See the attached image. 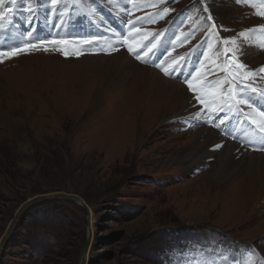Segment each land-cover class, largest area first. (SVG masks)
<instances>
[{
	"label": "rangeland",
	"instance_id": "obj_1",
	"mask_svg": "<svg viewBox=\"0 0 264 264\" xmlns=\"http://www.w3.org/2000/svg\"><path fill=\"white\" fill-rule=\"evenodd\" d=\"M213 2L231 8L225 21L214 13L223 24L252 22L240 19L241 8ZM41 7L52 12L49 2ZM256 28L246 27L249 39ZM55 56L0 65L6 81L14 76L11 89L0 88V243L37 196L76 195L88 213L69 201L35 206L0 264H80L89 230L84 264H264V191L237 193L177 159L187 144H203V129L179 133L177 118L163 122L146 104L113 112L115 102L133 100L95 83L103 68Z\"/></svg>",
	"mask_w": 264,
	"mask_h": 264
},
{
	"label": "bare ground",
	"instance_id": "obj_2",
	"mask_svg": "<svg viewBox=\"0 0 264 264\" xmlns=\"http://www.w3.org/2000/svg\"><path fill=\"white\" fill-rule=\"evenodd\" d=\"M209 2L211 4L209 3V6H206L207 10H210L212 13H217L222 21L224 20L223 18H230L229 15L223 14L224 12L229 13L231 11V8L227 4L214 3L213 0ZM50 10L53 12L54 8L51 6ZM235 18L232 17L231 19L234 20ZM250 25H253V23L243 21L238 27L246 28ZM59 28L62 27L59 26ZM62 29L66 30L64 28ZM227 33L236 40L241 37L240 34L234 32L227 31ZM228 45L231 51L238 49L240 46H244L247 54L241 58L250 64L252 68H259L260 65H264L263 38L255 37L252 47L246 45V40L241 45L233 42ZM80 60L82 62L74 64V66L93 65L103 68L94 79L97 85L102 83L107 88L112 86V95L133 100L130 104L125 102L121 106L120 102H115L113 106L117 108L112 107L111 111L133 112L137 109L141 110L143 105L146 104L150 110H155L159 116L163 115V122L167 119L185 118L189 115V113H182L192 105L191 96L182 84L178 81L165 79L154 69L140 66L127 56L125 52H119L111 57L85 56ZM42 63L50 68V65H54L51 64L53 61L44 60ZM64 65L59 63L58 66ZM3 66H6V63ZM13 70L14 68H11L7 73L11 72L13 74L16 72ZM2 74H0V88L6 87L11 89L14 76H9L6 81L4 79L6 72ZM174 106H176L177 110L169 114V111ZM203 134L204 141L203 144L201 143V146L191 148L187 144L184 150H178L179 154L177 159H184L185 162L183 163L192 171L199 169L206 170L207 174L203 178L208 175L216 183L227 181L232 189L238 190L237 193L241 192L244 194V191H247V193H258V189L259 192L264 191V153H251L248 151L246 145L239 146L233 142L224 140L217 132L209 128H204ZM223 141H225V145L220 151L218 148L213 149L214 145ZM261 146L262 144L259 143L257 149L261 148Z\"/></svg>",
	"mask_w": 264,
	"mask_h": 264
},
{
	"label": "snow or ice",
	"instance_id": "obj_3",
	"mask_svg": "<svg viewBox=\"0 0 264 264\" xmlns=\"http://www.w3.org/2000/svg\"><path fill=\"white\" fill-rule=\"evenodd\" d=\"M241 0H237V3H240ZM261 7H264L262 5ZM11 11V9H9ZM204 11H207V8L205 7ZM260 15L264 16V12L259 13ZM0 19H3V14L0 13ZM208 20H213V24L210 26V28L214 29L215 23L214 18L209 14L207 17ZM222 27V26H221ZM261 27H264V24L261 25ZM250 31V30H249ZM46 43H64V41H44ZM224 44L229 43V38L223 39ZM235 43V41H233ZM29 47H35V45H26L25 47L21 48L19 46H14L10 49L6 50H0V62H2V58L5 57H12L19 55L22 51H27ZM128 51L131 53L133 52V47L131 44L128 45ZM247 53L244 50V46H240L238 49L230 52H226L225 54V64L223 66V70L226 71L229 76L231 77V80L229 81L230 84H235L237 81L241 82V87L238 90L237 95H233L232 89L229 88L227 99L224 101V105H221V110H224V106L226 105L228 110L231 111L233 108H236L239 104H246L247 107L252 109V112L243 113L247 118L251 120V123L255 125L261 133H264V109H261L258 113L256 112V109L252 103L251 100L247 99V89L249 87L248 84L243 83V81L249 80L250 78H260L264 79V65H260L259 68H252L250 65L241 57L245 56ZM67 55V53H65ZM79 55V54H78ZM137 58H139V55L137 54ZM168 74L167 72L165 73ZM187 87L190 91H193L194 93V100L200 104H205L207 101L202 95H197L196 88L191 82V79H188L187 81ZM217 83H220V81H217ZM257 89L255 87H252V92H256ZM237 111H240L239 108H236ZM259 116V119H256V115ZM220 123H224L223 120L220 121ZM219 127V125H216ZM227 134V132L225 133ZM261 139H264V137H261ZM222 144H217L213 146V149L222 147ZM253 150H264V145L261 146L260 149H253Z\"/></svg>",
	"mask_w": 264,
	"mask_h": 264
},
{
	"label": "water",
	"instance_id": "obj_4",
	"mask_svg": "<svg viewBox=\"0 0 264 264\" xmlns=\"http://www.w3.org/2000/svg\"><path fill=\"white\" fill-rule=\"evenodd\" d=\"M38 197V198H37ZM36 198H33L31 201H28L26 204H24L19 212L17 213L16 217L14 218V222L11 228L10 233L2 239L0 243V258H1V252L4 247H6L7 243L10 241V238L12 237L13 233L15 232L16 228L18 227V224L21 220V218L32 208L39 204L43 203H51V202H59V201H69L72 202L80 207H82L86 213H88V207L86 206L85 202L76 195H70V194H57V195H41V197L37 196ZM91 237L90 230L88 234V238L81 250V259L80 264H84L86 260V255L89 251V244L88 241Z\"/></svg>",
	"mask_w": 264,
	"mask_h": 264
}]
</instances>
